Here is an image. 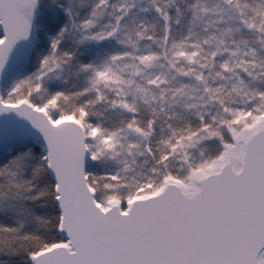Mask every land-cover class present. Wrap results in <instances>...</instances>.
Returning a JSON list of instances; mask_svg holds the SVG:
<instances>
[{"label":"snow or ice","instance_id":"6c2138e0","mask_svg":"<svg viewBox=\"0 0 264 264\" xmlns=\"http://www.w3.org/2000/svg\"><path fill=\"white\" fill-rule=\"evenodd\" d=\"M0 264H264V0H0Z\"/></svg>","mask_w":264,"mask_h":264}]
</instances>
